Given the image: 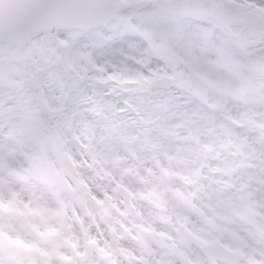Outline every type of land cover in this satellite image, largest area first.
Returning <instances> with one entry per match:
<instances>
[{
    "label": "clouds",
    "instance_id": "obj_1",
    "mask_svg": "<svg viewBox=\"0 0 264 264\" xmlns=\"http://www.w3.org/2000/svg\"><path fill=\"white\" fill-rule=\"evenodd\" d=\"M112 2L42 0L46 7L78 5L92 9ZM210 2L224 7H264V0ZM100 30H105L103 23H94L88 30L61 29L60 33L64 39H70V32L81 33L74 51L90 52L82 38ZM51 31L50 46L55 47L57 30L53 27ZM241 33L237 37L242 43L236 53L239 62L264 63V23L246 24ZM0 48L5 58L15 55L8 41H0ZM108 61L127 71L100 74L83 62L79 66L81 91L76 99L67 101L61 111L36 107L34 120L13 138L9 137L16 123L12 93L7 88L0 90V138L16 144L19 168L28 167L30 158H39L44 170L62 172L70 187L81 193L91 192L109 210L105 215L91 196H85L81 203L66 192L63 236L69 245L77 244L83 251L86 230L100 247L111 245L115 264H166V249L155 243L162 239L157 233L174 234L177 217L188 214L185 205L166 190L169 186L199 206L207 204L209 196L225 184H231L230 194L242 201L246 213L264 223V75L249 79L241 95L221 99L224 110L219 118L229 113L240 121V127L237 135L218 138L206 134L209 117L203 114V106L177 84L164 79L177 70L173 65L146 56L136 44L116 49V55ZM108 74L118 75V79L108 81ZM97 77L105 82L98 83ZM98 93L106 102L103 111L97 110L90 99ZM55 137L62 141L59 152L52 147ZM241 139L248 145L243 150L219 147L221 142L239 144ZM115 157L122 158L119 167L111 163ZM125 169L129 170L127 174ZM161 169L169 173L163 184ZM240 230L246 237L245 244L256 251V259L264 261V236L249 234L250 226ZM62 251L72 255L70 247ZM192 258L196 259L195 246Z\"/></svg>",
    "mask_w": 264,
    "mask_h": 264
},
{
    "label": "snow or ice",
    "instance_id": "obj_2",
    "mask_svg": "<svg viewBox=\"0 0 264 264\" xmlns=\"http://www.w3.org/2000/svg\"><path fill=\"white\" fill-rule=\"evenodd\" d=\"M252 22L264 23V7L248 4L224 7L210 0H113L97 9L78 5L46 7L42 0L13 4L0 11V41H8L15 49L14 56L5 58L0 48V90L7 88L12 93L16 119L9 137H15L34 120L36 107L51 110L44 88L52 83L63 94L61 107L56 111L62 110L64 102L76 99L81 91L83 77L79 75V66L83 62L100 74L108 73L109 67L114 72L127 71L111 61L101 62L106 54L103 50L135 38L136 46L142 47L146 56L177 69L164 79L177 84L203 106V114L209 117L206 134L231 138L237 135L240 121L226 112L222 120L219 118L224 110L221 99L241 95L249 79L256 74L264 75V63L242 64L236 55L242 46L237 37ZM94 23H103L105 30L88 32L85 47L102 50L99 55L74 51L79 32H70V39H59L61 29L88 30ZM53 27L57 30L55 47L50 46ZM96 79L98 83L105 82L100 77ZM106 79L116 80L118 75L108 74ZM90 99L97 110L103 111L106 102L102 94ZM104 142L101 139L100 143ZM246 146L244 139L239 144L219 145L220 149L237 150ZM52 147L59 152L60 137L54 138ZM205 147L212 150L210 145ZM101 155L107 158L106 152ZM67 158L71 162V157ZM111 163L119 167L122 158H111ZM124 171L127 174L129 170ZM0 172L4 173L0 176V264H115L111 245L105 243L100 247L86 230L83 251L77 244L69 245L63 236L66 192L81 203L85 196H91L107 215L109 210L103 201L91 192L81 193L70 187L62 172L44 170L39 158H30L29 166L20 170L0 161ZM168 176L161 169L162 184ZM231 187L225 184L209 196L207 204L199 206L182 191L170 186L166 189L188 210L187 215L177 217L174 234L157 233L162 239L155 243L166 249V264H264L256 259V251L245 244L246 237L240 230L250 226L249 234L264 236V223L246 213L242 201L230 194ZM12 220L31 238H22L10 226ZM68 247L72 255L62 251Z\"/></svg>",
    "mask_w": 264,
    "mask_h": 264
},
{
    "label": "rangeland",
    "instance_id": "obj_3",
    "mask_svg": "<svg viewBox=\"0 0 264 264\" xmlns=\"http://www.w3.org/2000/svg\"><path fill=\"white\" fill-rule=\"evenodd\" d=\"M59 39H64V36L62 33H59ZM82 39L85 42H89L88 37H84ZM56 40H57V37L55 38V43H56ZM129 44H135V38H129L127 41L123 43L117 42L112 46L111 49L103 50L106 54L103 55V59L101 60V62H103V60H108V59L113 58L116 55V49L120 48L121 46L127 49ZM89 51L92 52L93 55H99L101 54L102 50L89 48ZM116 66L118 67V65ZM112 71H113V68L109 67L108 72L111 73ZM44 92L46 94V98L51 108V110H48V111L55 112V110L61 107V104H62V95H63L62 90L59 88V86L56 83H52L50 86L44 88ZM64 103L66 104L67 102H64ZM18 159H19V155H18L16 144L11 140L8 142H4L2 138H0V161L5 162L9 168H15L17 170H20L19 164L17 163ZM3 175L4 173L0 172V176H3ZM4 198H7L6 191L4 192ZM10 226L16 229L22 238H28V239L31 238L30 236H28L26 232H24L21 225L17 221L12 220L10 222Z\"/></svg>",
    "mask_w": 264,
    "mask_h": 264
},
{
    "label": "water",
    "instance_id": "obj_4",
    "mask_svg": "<svg viewBox=\"0 0 264 264\" xmlns=\"http://www.w3.org/2000/svg\"><path fill=\"white\" fill-rule=\"evenodd\" d=\"M36 0H0V11H6L11 5L34 3Z\"/></svg>",
    "mask_w": 264,
    "mask_h": 264
}]
</instances>
